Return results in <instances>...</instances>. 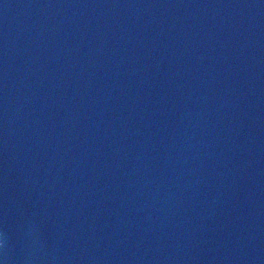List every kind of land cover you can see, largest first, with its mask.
<instances>
[{
	"label": "water",
	"instance_id": "95a60500",
	"mask_svg": "<svg viewBox=\"0 0 264 264\" xmlns=\"http://www.w3.org/2000/svg\"><path fill=\"white\" fill-rule=\"evenodd\" d=\"M0 264H264V0H0Z\"/></svg>",
	"mask_w": 264,
	"mask_h": 264
}]
</instances>
